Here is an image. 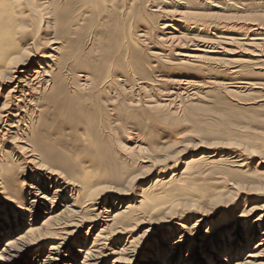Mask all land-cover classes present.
Wrapping results in <instances>:
<instances>
[{
	"label": "bare ground",
	"instance_id": "bare-ground-1",
	"mask_svg": "<svg viewBox=\"0 0 264 264\" xmlns=\"http://www.w3.org/2000/svg\"><path fill=\"white\" fill-rule=\"evenodd\" d=\"M183 107L225 153L136 189L140 160L201 146L137 109ZM0 244V264H264V0H0Z\"/></svg>",
	"mask_w": 264,
	"mask_h": 264
},
{
	"label": "rangeland",
	"instance_id": "rangeland-1",
	"mask_svg": "<svg viewBox=\"0 0 264 264\" xmlns=\"http://www.w3.org/2000/svg\"><path fill=\"white\" fill-rule=\"evenodd\" d=\"M163 51H166V50H163ZM144 56L145 55H143L141 57L142 60H144ZM153 64H158V62L154 61ZM157 71H162V70L158 69V70H156L154 72L153 77H155V78H157V77L158 78H162L163 77V78L169 79L168 77H171L170 74H167V73H170V72H164L165 74H161V73H156ZM218 77H221V75H218ZM136 88L137 87H135V89ZM169 88H170V86H161L159 89H166L167 90ZM148 101H151V100H148ZM232 103L234 105H236L237 107L241 106V105H239L236 102H232ZM199 105L211 106V108H204L206 110H211L215 106V104H212V101H210V102L209 101L200 102ZM183 109H184V107L180 108L178 111H176V114H177L176 116L179 118V121L178 122H173V123L163 121V119L161 117H164L166 114H158L157 115V114H154V113L148 111L147 109H137L138 111H140V113H143V115H144L142 117V120L145 122V123H143V124H145V127L152 133L159 132L155 136V138L157 139V142L159 144L161 143V141L163 139H168L171 142V144L173 146L172 152H175L177 149H179L178 147L180 146V144L182 145V144H186V143H190V142H192L191 144H200L201 148L199 147L196 150L193 149L194 147L189 148V150L187 152H185V153L181 154L180 156H178V158H179L177 160L178 162L176 163V165L172 169H166V168L168 166L171 167L173 165L174 161H176V160H172V159L169 160V161L167 160L165 163H162V165L156 163L154 168L147 167V165H149V164H141L142 160H140V163L137 162L136 166L139 169H143L147 173H145V174H143L141 176L142 180L140 181V183L136 184V186H135L136 189H139L140 187L148 185L150 181H152V180H154L156 178V175H157L159 170H162L158 174L159 180H162V181H166L168 179V177L171 174L170 171H175L176 169H178V171H176L175 173L176 174L180 173V170L183 168V163L185 161H187V159H189L192 156L211 151V152H213L212 155H216V157L219 158L221 155H223L225 153V150L220 149V148L211 149L209 151H205V150L202 149L203 148V144L198 141L199 140V138H198L199 135L196 132L195 128L192 127L190 124L182 121ZM216 110L218 112H224V109H222V108H216ZM134 113H137V112H134ZM206 118L210 120V123H208L207 125H204V126H205L206 129H209L211 131V129L213 128L212 125H211L212 124V121H211L212 116H206ZM128 123H129V128H128L129 134H132V136L133 135H137L138 136L137 140L145 142V143H149V144L152 145V143L150 141L146 142L145 140L142 139L141 133L138 131L139 129H142V127H143V125L141 123H138L137 121H133V120H130ZM213 129H215V128H213ZM229 130L226 131V132H230ZM240 131L246 133L247 131H249V129L248 128H243ZM240 131H239L238 136L240 138H246L244 133H240ZM221 132H223V131H219L218 133H221ZM127 144H128V146H132L133 145L130 142H126V145ZM256 161H258V160H256ZM163 169H166V170H163ZM190 193H191V195H193V192H190ZM191 195H189V196H191ZM241 197H245V196L242 194ZM125 202H127V201H125ZM123 204H121V206H123ZM256 215L251 217V219H254L256 217ZM235 216H237V214H235ZM204 231H205V229H204ZM137 234H139V232ZM137 234L134 235L133 238H136ZM171 242L172 241H170L169 243H171ZM147 244L149 245V243H146L145 245H147ZM187 247H188V245L184 246L183 256L186 255ZM244 253H243V255H244ZM43 254H45V253H43ZM32 257H30V260H31Z\"/></svg>",
	"mask_w": 264,
	"mask_h": 264
},
{
	"label": "snow or ice",
	"instance_id": "snow-or-ice-1",
	"mask_svg": "<svg viewBox=\"0 0 264 264\" xmlns=\"http://www.w3.org/2000/svg\"><path fill=\"white\" fill-rule=\"evenodd\" d=\"M28 55H31V53H28ZM0 247H2V244H0Z\"/></svg>",
	"mask_w": 264,
	"mask_h": 264
}]
</instances>
